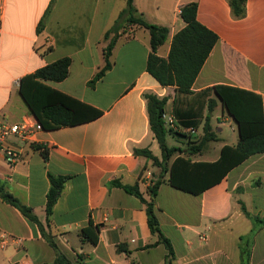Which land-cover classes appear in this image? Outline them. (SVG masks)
<instances>
[{
    "label": "crops",
    "instance_id": "crops-1",
    "mask_svg": "<svg viewBox=\"0 0 264 264\" xmlns=\"http://www.w3.org/2000/svg\"><path fill=\"white\" fill-rule=\"evenodd\" d=\"M190 3L198 4L199 22L219 41L193 94L179 97L147 71L150 34L137 26L125 29L113 49L112 68L94 88L88 86L105 65V34L126 9V0H0V119L34 126L38 121L21 97L20 81L62 58L71 59L68 77L48 84L102 111L89 122L35 131L29 140L10 138L22 160L11 166L0 153V182L32 209L57 250L36 223L0 197V264L52 263L59 254L71 264H169L166 246L157 243L149 227L146 204L113 184H138L150 201L149 189L160 175L165 182L154 201L155 214L173 248L170 264H241L242 248L251 251L250 264H264V224L255 225L240 204L264 221V154L251 156L219 184L193 195L172 187L167 170L134 153L148 149L162 161L144 93L168 97V115L174 114L175 99L178 107L196 108L199 93L216 85L252 91L264 108V0H247L240 20L233 18L228 0H133L138 15L169 29L160 57H168L174 35L185 27L178 11ZM191 130L180 125L173 135L196 136ZM228 139L232 142L212 160L201 158L209 145L191 160L216 161L224 145H237L239 133ZM177 148L186 156L189 146ZM49 174L68 180L47 223ZM84 229L90 230L86 236Z\"/></svg>",
    "mask_w": 264,
    "mask_h": 264
},
{
    "label": "trees",
    "instance_id": "trees-1",
    "mask_svg": "<svg viewBox=\"0 0 264 264\" xmlns=\"http://www.w3.org/2000/svg\"><path fill=\"white\" fill-rule=\"evenodd\" d=\"M126 1V9L120 13L114 26L105 34V40H109L104 54L105 65L88 83V86L94 88L97 82L112 68V52L118 38L124 33L125 29L130 26H137L147 29L150 34L151 51L147 59V71L163 87H174L177 96L187 97L192 95V87L213 48L219 41V37L215 32L199 22L197 18L198 4L190 3L182 7L181 18L186 25L174 35L169 55L167 58H163L158 55V50L168 40L169 29L147 22L141 15L137 14L133 0ZM228 2L234 19L240 20L246 16L247 0H228ZM70 65V58H62L32 74L24 76L20 81L21 97L44 130L75 126L95 120L102 115V111L62 93L48 84L49 82L65 80L69 75ZM212 92L218 97L222 110L236 122L239 141L235 146L224 145L219 158L214 162H193L191 156L200 154L209 142L217 139L211 119L218 102L210 97ZM143 97L146 101L149 126L161 149L162 161L148 149H135L134 153L153 160V163L160 167L162 172L167 170L169 174L168 183L178 190L199 195L210 187L219 184L234 167L251 156L264 154L263 101L260 95L252 91L228 85H216L199 93L198 99L200 100L197 107L193 109L178 107L179 102L175 99L174 116L179 124L184 128L193 130L202 126L204 132L199 142L190 143L185 152L186 156L181 155V152H183L181 149L169 147L167 144L168 134H179V132L167 128L163 119L168 97H161L152 92L144 93ZM205 111L208 113L205 114ZM41 153L47 160L48 151L42 149ZM67 180V176L49 174L50 188L46 203L47 223H49L53 208L61 196ZM163 182L165 181L160 175L153 183L149 189L150 201L143 197L138 184L123 185L119 181H115L113 184L138 197L146 204L149 227L153 234L158 235L157 243H163L166 246L170 264V259L173 257V248L160 229L154 204ZM0 197L6 203L17 208L27 219L36 223L41 228L49 245L57 250L52 237L45 232L44 225L33 214L32 209L21 204L17 198L6 190L1 182ZM240 204L245 216L253 220L255 225L264 224L260 217H253L247 211L243 202H240ZM89 232V229H84L82 233L86 236ZM241 256V264H250L251 251L249 249L242 248ZM45 264L71 263L59 254L54 262Z\"/></svg>",
    "mask_w": 264,
    "mask_h": 264
},
{
    "label": "built area",
    "instance_id": "built-area-1",
    "mask_svg": "<svg viewBox=\"0 0 264 264\" xmlns=\"http://www.w3.org/2000/svg\"><path fill=\"white\" fill-rule=\"evenodd\" d=\"M181 15V10L178 11ZM166 127L173 131L180 129L179 121L174 114L168 115L166 112L163 115ZM43 130L40 123L30 126L27 123H9L0 119V153L4 155L6 162L15 166L22 160V151L20 148L11 143L10 138L15 137L20 140H29L34 135L35 131ZM194 132L193 130H191Z\"/></svg>",
    "mask_w": 264,
    "mask_h": 264
},
{
    "label": "rangeland",
    "instance_id": "rangeland-1",
    "mask_svg": "<svg viewBox=\"0 0 264 264\" xmlns=\"http://www.w3.org/2000/svg\"><path fill=\"white\" fill-rule=\"evenodd\" d=\"M213 98L218 102L217 107L215 108V110L212 113V119H211L213 131L215 132L217 139L215 141H211L207 144V145H209L208 146L209 149L201 157V158H205L203 160H212L214 158L213 156L215 154L219 153L221 146L225 142H232L231 140L228 139V136H230V137H231V135L234 137L238 136L236 122L232 118H230V116L226 112H224L222 110V107H221V104H220L218 97L216 95H213ZM222 115H223V117H222ZM225 117H228L230 122L224 121ZM220 118H222V119L220 120ZM219 120H220V122L223 121L222 125H218ZM231 126H233L235 128L234 131H232ZM218 128H221L223 131L219 132ZM195 132H196V136H190V137L175 136V135L168 134L167 135V144L169 147L186 148L190 145L191 142H194L197 138L202 137L204 135L202 126H200L198 129H196ZM234 144H236V143H234Z\"/></svg>",
    "mask_w": 264,
    "mask_h": 264
}]
</instances>
